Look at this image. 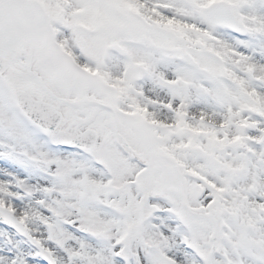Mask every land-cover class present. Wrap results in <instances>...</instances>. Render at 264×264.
I'll use <instances>...</instances> for the list:
<instances>
[{
  "label": "snow or ice",
  "instance_id": "6c2138e0",
  "mask_svg": "<svg viewBox=\"0 0 264 264\" xmlns=\"http://www.w3.org/2000/svg\"><path fill=\"white\" fill-rule=\"evenodd\" d=\"M0 264H264V0H0Z\"/></svg>",
  "mask_w": 264,
  "mask_h": 264
}]
</instances>
